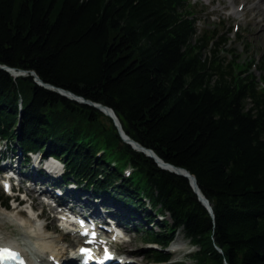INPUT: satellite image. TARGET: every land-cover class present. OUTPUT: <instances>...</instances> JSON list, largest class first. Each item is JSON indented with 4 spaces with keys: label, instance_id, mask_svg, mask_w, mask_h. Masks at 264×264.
I'll return each mask as SVG.
<instances>
[{
    "label": "trees",
    "instance_id": "obj_1",
    "mask_svg": "<svg viewBox=\"0 0 264 264\" xmlns=\"http://www.w3.org/2000/svg\"><path fill=\"white\" fill-rule=\"evenodd\" d=\"M192 9L188 0H0V65L28 71L0 68V141L25 160L60 161L59 183L107 196L127 211L125 226L136 217L133 231L157 246L145 254L152 264H182L165 250L180 231L195 264H264V56L243 65L218 31H197ZM31 70L110 107L131 139L188 170L213 217L186 177Z\"/></svg>",
    "mask_w": 264,
    "mask_h": 264
},
{
    "label": "rangeland",
    "instance_id": "obj_2",
    "mask_svg": "<svg viewBox=\"0 0 264 264\" xmlns=\"http://www.w3.org/2000/svg\"><path fill=\"white\" fill-rule=\"evenodd\" d=\"M188 1H190V3L193 5L192 12L198 19L197 31L199 33L208 31L210 29L218 31L219 35L223 39L226 38L228 42V45H223L224 47L222 48H231L233 50V56L234 54L240 55V58L243 60V65L245 64L244 62L249 59V57L260 58L262 55L264 56V21L260 20L262 16L256 17L255 20H251L255 12L254 10H247L253 6L256 0H250L237 15L232 13V9L229 6V0ZM234 3L239 9L242 5V0H235ZM221 54L226 56L225 50H223ZM261 73V70H255L256 75H260ZM10 153L7 155H11ZM20 154L21 152L19 149H16L12 155L13 157H11L14 158L12 161L7 159H3L2 161H4L3 163H7V166L13 167L15 160L19 157V171L22 177L21 179H24V181L27 180L26 182L22 183L21 191L24 193L29 192L28 194L30 196L37 198V203L34 204L33 200L30 203L28 200L26 202L20 203L16 208H14V203L9 201L8 209L0 205V210L4 212V214L0 215V223H4V226L0 228V236H9L14 238L17 242L29 244L31 240L26 236V233L30 231L27 220H31L32 222L39 225L49 223L56 228V231L49 229L50 234L55 237H60L62 240V249H64L63 252L66 254L75 253L77 243L73 244L74 236L60 231V222L58 223V219L55 216L57 209L52 206V200H46V196L40 195L39 191H37L36 188H33L32 181H39V183L49 189L52 194H55V192L59 193L58 197L61 195L65 196L67 205L71 206L74 210L89 212L85 205H98V207H100L99 211L103 212L104 215L107 213V216L110 215L115 217L119 223L126 220L125 218L119 216L120 214L126 218L129 217L127 211L120 209L119 205L113 204L107 196L105 197L104 194H102L104 197H101L102 199H100L99 197H94L90 190H85L84 188L82 189L72 183H62L61 185L59 182L61 181L60 174L62 172V163L57 159L49 157L44 161L41 158V161L36 163L35 160H39V158L42 157L40 153H30L28 160H25ZM49 160L54 161L55 164L58 165L59 169L57 172H51L52 175L49 176V178H43V180H41V176H36V173H38L36 171L41 168L45 173H48L45 163ZM45 180H48V183L45 182ZM54 181L59 186H54ZM1 192H3L4 197L7 196L0 186V194ZM21 197H23V193L20 194L19 199H21ZM58 197L57 195L55 196L56 199ZM58 199H62V197H59ZM99 201L102 204L99 203ZM30 206H32L33 211L30 210ZM17 210H22L23 214L16 213ZM41 211L44 218L37 219L35 216ZM162 217L163 216L158 215L157 219H161ZM134 218L135 219L132 217V222L127 221L128 226L124 227L123 225L118 228L117 232L120 236H111V238L113 237L116 239L115 242L111 243V249L118 258L125 260L127 264H152V262L146 258L145 254L147 249L157 246L155 244L145 243L142 240L140 234L133 231V225L137 223V218ZM109 226L112 227V225ZM35 229L39 230V227L36 226ZM153 229L157 230V227L153 226ZM107 233L109 235L114 234L110 233V231ZM118 242H124L126 243V246L121 248ZM174 243L180 244L181 249L174 252V250H172V245ZM24 248L27 249L25 245ZM167 249L168 251H173L172 256L174 261L181 262L182 264H195V261L191 255L196 250V247L189 242V240L183 235L181 231L176 234L174 241ZM30 255L29 258H31Z\"/></svg>",
    "mask_w": 264,
    "mask_h": 264
},
{
    "label": "bare ground",
    "instance_id": "obj_3",
    "mask_svg": "<svg viewBox=\"0 0 264 264\" xmlns=\"http://www.w3.org/2000/svg\"><path fill=\"white\" fill-rule=\"evenodd\" d=\"M250 0H242V5L238 9L235 5V0H229V6L232 9V13L234 15H237L243 7L249 2ZM248 11L254 10V15L252 16L251 20H255L256 17H261L260 20L264 21V0H256V2L247 9ZM19 157L15 160L13 164V168L15 170H20V163H19ZM41 158L38 160L36 159L35 162H40ZM45 167L47 170L51 172H57L59 167L57 164H55L54 161L49 160L45 163ZM45 169V168H44ZM33 182V188L37 191H39V194L49 195V196H56L55 194H52V192L47 189L46 187L42 186L39 182L32 181ZM31 192V191H30ZM29 193V192H28ZM27 193V195H29ZM29 198H31L34 201V204L37 203V198L32 197L29 195ZM78 200V199H77ZM102 201V200H101ZM99 203H101L99 201ZM102 204V203H101ZM33 205V203H32ZM89 211H91L94 215H97L98 217H103V212L99 211L100 207L98 205L94 206H87ZM16 208V207H14ZM51 210V209H50ZM81 211V210H80ZM18 214H23L22 210H17ZM4 214L3 211L0 210V215ZM45 215V213H44ZM29 224L30 231L26 233V236L31 240L29 244H26L27 249L24 248V246H21L20 242H17L14 238H11L9 236H0V245L3 244H9L12 247L21 249L22 252L28 254H33L35 261H37L39 264H55L54 260L65 262L66 264H73L78 257L74 253L66 254L63 252L64 249L62 246V240L60 237L52 236L49 232V229H53L56 231L55 226L50 225L49 223H46L44 225H39L37 223L32 222L31 220H27ZM4 226V223H0V228ZM38 226L39 230H36L35 227ZM69 234L73 235V244L79 242L81 238L77 237L75 232H70ZM121 248H124L126 246V243L124 242H118ZM109 242H105V246L103 248H108ZM181 249V245L178 243H174L172 245V250L176 251ZM118 264H127L125 260L122 259Z\"/></svg>",
    "mask_w": 264,
    "mask_h": 264
},
{
    "label": "water",
    "instance_id": "obj_4",
    "mask_svg": "<svg viewBox=\"0 0 264 264\" xmlns=\"http://www.w3.org/2000/svg\"><path fill=\"white\" fill-rule=\"evenodd\" d=\"M1 69L6 70L7 72H9L10 74H12L13 76H18V75H24L26 74L28 71L27 70H22V69H16L13 67H9L6 65H0ZM29 73L33 76L34 81L47 89L53 90L57 93H59L60 95L71 99L75 102L81 103V104H86L89 106H92L96 109H98L99 111H101L103 114H105L106 116L110 117L111 120L113 121L114 126L117 128L119 135L121 137V139L129 144L133 149L142 152L143 154H145L146 156L152 158L157 165L165 170H168L170 172H173L175 174L181 175L183 177H186L189 180V184L192 188V190L194 191V193L197 195V199L200 201V203L208 210L209 214L213 217V212H212V208L211 205L209 203V201L206 199V197L200 192L197 184H196V180L195 177L185 168L179 167V166H175L173 164H170L168 162L163 161L161 158H159L154 152L153 150H151L150 148H146L142 145H140L138 142L134 141L133 139H131L121 128V125L119 123V120L117 119L115 113L113 112V110L102 104V103H98V102H94L91 101L89 99H86L80 95H77L73 92H71L70 90L61 88V87H57L55 85L49 84V83H45L43 82L34 71H29ZM219 250V249H218Z\"/></svg>",
    "mask_w": 264,
    "mask_h": 264
},
{
    "label": "snow or ice",
    "instance_id": "obj_5",
    "mask_svg": "<svg viewBox=\"0 0 264 264\" xmlns=\"http://www.w3.org/2000/svg\"><path fill=\"white\" fill-rule=\"evenodd\" d=\"M3 251H4V252H8V250H7V249H4ZM82 251H84V252H88L89 250H88V249H82ZM10 255L12 256V258H13V259H14V258H15V256H16V254H15V253H11Z\"/></svg>",
    "mask_w": 264,
    "mask_h": 264
}]
</instances>
